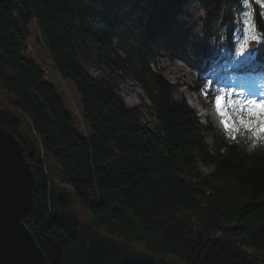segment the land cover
<instances>
[{
  "label": "trees",
  "instance_id": "16d2710c",
  "mask_svg": "<svg viewBox=\"0 0 264 264\" xmlns=\"http://www.w3.org/2000/svg\"><path fill=\"white\" fill-rule=\"evenodd\" d=\"M184 1L0 0V88L14 94L13 105L30 118L40 145L29 146L1 101L0 125L24 143L34 174L25 222L51 264H264V142L246 130L234 140L212 119L202 122L184 96L175 98L177 85L151 67L163 50L185 51L190 28L178 17L187 14ZM203 3L207 32L219 24L231 44L235 18L226 13L231 7L242 13L245 0ZM255 14L262 44L254 59H263L264 24L257 8ZM33 22L36 42L81 97L87 133L28 55ZM117 38L139 61L136 77L152 102L154 128L140 105L127 103L114 81L87 65L103 61L126 70L132 62L116 57ZM91 44L99 59L89 54ZM215 94L210 90V100ZM52 160L63 177L52 175ZM200 162L215 169L206 173ZM72 191L90 219L72 207ZM139 228L145 238L135 234ZM135 239L178 262L131 248Z\"/></svg>",
  "mask_w": 264,
  "mask_h": 264
},
{
  "label": "rangeland",
  "instance_id": "374dc122",
  "mask_svg": "<svg viewBox=\"0 0 264 264\" xmlns=\"http://www.w3.org/2000/svg\"><path fill=\"white\" fill-rule=\"evenodd\" d=\"M186 12L187 14L184 18L178 16L180 20L183 21L188 28H190L189 37L184 36L183 38L186 43V48L184 49L186 52L184 51V54L173 57L171 53L162 51L159 56L151 61V67L153 71L177 85V89L174 92L175 98L186 96L192 108L197 112L199 111L198 105L196 104V101L198 100L195 97V92H189L186 86L180 87L184 81L187 83H194L198 87L199 96L203 101H208V97H205L204 92L208 91L207 85L209 81H211V85L213 82L225 84L224 86H227L225 89L232 91H236V86L242 84L241 92L244 94L242 98L245 100L251 99V97L248 95L249 91L255 93L259 92L261 89L264 90V75L255 74L251 75V78L249 79H244L246 76H249L248 72L244 70V68L247 67L244 64H246L248 61L251 53L249 46L242 61L238 62L236 56L237 50H235L233 54H231L232 51L225 52L222 50L220 58L217 61L211 63V66L205 67V58L211 57L212 52L216 50L224 41V29L217 24V27L214 26L213 29H210L207 32L206 20L208 13L204 6L203 0H190L186 5ZM248 18L249 15L247 14L245 18L246 24H244L242 34L240 36L235 35L234 40L237 47L245 40L250 42L253 39H258L255 30L252 29L249 22H247ZM29 28L31 31V45L28 55L39 63V65L44 69L46 78H48L49 81L55 85L58 93L64 99L67 107L72 112L77 127L83 132L87 133L89 131L88 124L83 118L81 97L77 92L75 85L72 83V81L65 79L56 70L49 50L41 43L36 42V37L38 35L36 23H31ZM115 49L116 57L120 56L121 58H129L131 60L132 63L127 65L126 70L115 67L111 69L103 61H99L98 64H96L95 60H92L89 61L87 65L91 72H93L98 77H107L111 79V81H114L117 92L126 100L127 103L130 105H140L143 110V121L150 122L149 126L154 128L156 126V123L154 122L155 116L148 108L150 99L136 77V68L138 67L139 61L136 57H134L133 54L131 56L129 55L127 47H123L118 38L115 39ZM89 54L94 58L99 59L95 44L90 45ZM225 54L227 59H229V56H231V61H222L224 57H222V55ZM238 64H242L240 69H243L244 72L240 73L235 70L238 69ZM228 70H232L231 73H228ZM223 72L225 73L224 75ZM198 78L202 79V81L195 83L194 80ZM227 79L229 80L227 81ZM0 101L5 106L10 107L15 116L19 119L21 125V134L29 146L34 148L40 145L39 138L34 131V127L30 118L23 110L13 105L14 94L5 88H0ZM212 113L213 114H211V116H213V119L215 120V123L221 132L229 135V133L223 127L222 118L215 114L214 111H212ZM199 117L201 121H207V118L204 116ZM207 144L210 150L214 149L215 141L213 137H207ZM200 168L206 173L212 172L215 169L213 165H205L202 162H200ZM50 169L52 175L62 176L61 168L58 162L52 160L50 162ZM62 177L57 176L60 182L65 183ZM69 197L72 207H74L79 212L84 220L90 219L92 217V214L81 203L74 191L70 193ZM135 234L143 238L146 237L145 231H143L141 228L137 229ZM128 242L130 247L133 249L155 254L157 256H165L170 261L178 262L177 259L170 254L164 255L149 249L145 242L140 239H135L132 241L129 240ZM243 245L245 244L243 243ZM245 247L253 250L247 244ZM178 263L184 264L183 262Z\"/></svg>",
  "mask_w": 264,
  "mask_h": 264
},
{
  "label": "water",
  "instance_id": "95a60500",
  "mask_svg": "<svg viewBox=\"0 0 264 264\" xmlns=\"http://www.w3.org/2000/svg\"><path fill=\"white\" fill-rule=\"evenodd\" d=\"M33 188L24 143L0 125V264H51L25 222L34 204Z\"/></svg>",
  "mask_w": 264,
  "mask_h": 264
},
{
  "label": "snow or ice",
  "instance_id": "6c2138e0",
  "mask_svg": "<svg viewBox=\"0 0 264 264\" xmlns=\"http://www.w3.org/2000/svg\"><path fill=\"white\" fill-rule=\"evenodd\" d=\"M248 46L247 40L238 45L236 51L238 62L244 59ZM207 87L211 89V81ZM204 95L207 98L209 92L205 91ZM239 95L235 91L221 88L214 97L215 108L223 118L224 129L234 140L246 130L252 133L254 139L259 138L264 142V100L238 99Z\"/></svg>",
  "mask_w": 264,
  "mask_h": 264
},
{
  "label": "bare ground",
  "instance_id": "6f19581e",
  "mask_svg": "<svg viewBox=\"0 0 264 264\" xmlns=\"http://www.w3.org/2000/svg\"><path fill=\"white\" fill-rule=\"evenodd\" d=\"M200 102L199 101H196V104L198 105ZM212 111H214L215 114H217L218 116H220L217 111H216V108H215V105L213 106L212 108ZM221 117V116H220Z\"/></svg>",
  "mask_w": 264,
  "mask_h": 264
}]
</instances>
